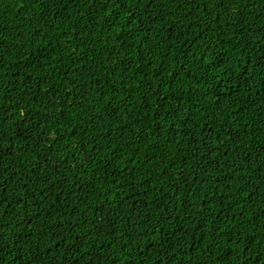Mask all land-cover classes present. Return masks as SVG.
I'll return each instance as SVG.
<instances>
[{"label":"trees","instance_id":"obj_1","mask_svg":"<svg viewBox=\"0 0 264 264\" xmlns=\"http://www.w3.org/2000/svg\"><path fill=\"white\" fill-rule=\"evenodd\" d=\"M0 264H264V0H0Z\"/></svg>","mask_w":264,"mask_h":264}]
</instances>
